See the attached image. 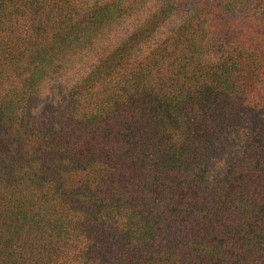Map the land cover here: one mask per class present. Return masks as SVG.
<instances>
[{
  "label": "trees",
  "instance_id": "trees-1",
  "mask_svg": "<svg viewBox=\"0 0 264 264\" xmlns=\"http://www.w3.org/2000/svg\"><path fill=\"white\" fill-rule=\"evenodd\" d=\"M0 264H264V0H0Z\"/></svg>",
  "mask_w": 264,
  "mask_h": 264
}]
</instances>
